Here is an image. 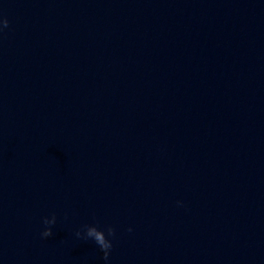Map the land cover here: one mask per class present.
Here are the masks:
<instances>
[{
	"label": "water",
	"instance_id": "95a60500",
	"mask_svg": "<svg viewBox=\"0 0 264 264\" xmlns=\"http://www.w3.org/2000/svg\"><path fill=\"white\" fill-rule=\"evenodd\" d=\"M0 19V264H264V0Z\"/></svg>",
	"mask_w": 264,
	"mask_h": 264
},
{
	"label": "clouds",
	"instance_id": "9594fccd",
	"mask_svg": "<svg viewBox=\"0 0 264 264\" xmlns=\"http://www.w3.org/2000/svg\"><path fill=\"white\" fill-rule=\"evenodd\" d=\"M7 20H4V19H0V31H3V28H6L7 27ZM177 206H182V202L180 201H177ZM55 223V216H51L50 218L49 217H45L43 218L42 220V224H43V230L40 232V237L41 239H47L49 238L51 235H52V225ZM129 231H131V229H129ZM87 238L88 239H91L93 240V242L95 243V231L93 230H89L87 232ZM114 236V229L112 227L109 228V231H108V237H113ZM99 247V245H98ZM112 248V242L111 240L109 239H106L103 243V259L105 261L108 260V256H109V252Z\"/></svg>",
	"mask_w": 264,
	"mask_h": 264
}]
</instances>
